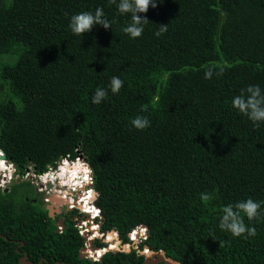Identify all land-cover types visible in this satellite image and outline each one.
I'll return each mask as SVG.
<instances>
[{
    "label": "trees",
    "instance_id": "1",
    "mask_svg": "<svg viewBox=\"0 0 264 264\" xmlns=\"http://www.w3.org/2000/svg\"><path fill=\"white\" fill-rule=\"evenodd\" d=\"M99 7L112 29L73 35L71 17ZM140 15L149 22L132 39L122 31L131 14L109 0H0V150L23 174L81 153L104 235L130 243L145 225L138 249L182 264H264V204L260 217L244 216L256 236L219 228L224 206L264 201V123L232 107L247 86L264 90V0H157ZM208 68L223 73L205 79ZM98 87L108 95L97 105ZM137 116L150 127L134 128ZM24 187L0 188V264L26 254V264L144 263L133 246L83 258L72 219L58 231Z\"/></svg>",
    "mask_w": 264,
    "mask_h": 264
},
{
    "label": "clouds",
    "instance_id": "2",
    "mask_svg": "<svg viewBox=\"0 0 264 264\" xmlns=\"http://www.w3.org/2000/svg\"><path fill=\"white\" fill-rule=\"evenodd\" d=\"M109 3L116 4L120 14H131V22L127 26L123 27L122 31L125 34H128L132 39L141 37L144 32L143 25L149 22L146 16L142 17L140 14L147 13L150 6L153 8L157 7V0H119V3H117V0H109ZM96 25H100L104 29H112V22L106 18L103 7L96 8L94 13L91 11H84L74 14L71 17L69 28L73 35L84 36L85 33L91 32ZM166 31L167 25L162 24V27L156 32V35L160 36ZM214 72V68H208L204 73V78L210 80ZM222 73L223 69L215 72L216 75H222ZM123 84L124 82L119 77L113 76L110 80L109 88L113 94H118L123 87ZM107 95L108 91L106 89L98 87L92 96V103L97 105L100 104L107 97ZM232 107L238 110L239 113L246 116L255 127H259L261 123H264V90H262L259 85L247 86L246 89L241 90L240 95L233 97ZM131 124L138 130H144L150 127V121L144 116H137L132 119ZM0 151L3 152V150ZM0 155L2 158L3 153H0ZM65 158L71 157L67 155L57 161L55 163H58L56 170L53 171L50 169L49 172L45 173L41 177V179L45 182L51 181L53 184L59 181L60 185H66L72 189H75L77 186L82 187L86 183H92V169L89 166L83 163L79 157H77L75 161H70ZM2 159L3 160L0 159V171H4V163L6 168L10 164L15 165V163L7 157ZM50 166L51 165H49V167ZM13 169H17V166L15 165ZM202 199L206 200L208 199V196L202 195ZM95 200L96 194L94 202ZM262 204H264V201L258 202L252 198H248L247 200L238 201L234 205L224 206L219 221V228L222 231L230 233L235 238H239L241 236H245V238L256 236V228L247 226L244 222V216H246L249 221H253L260 217ZM88 210L89 209L87 208L85 209V211ZM140 226L142 225H139L134 230L137 231ZM143 231H146V229H143ZM132 233L133 230L129 233L131 242L126 243L127 245L131 246L136 243L140 244L147 239L145 238L139 241L140 237H134V234L132 237ZM149 249L146 248L142 250V252L147 253L149 252Z\"/></svg>",
    "mask_w": 264,
    "mask_h": 264
},
{
    "label": "flooded vegetation",
    "instance_id": "3",
    "mask_svg": "<svg viewBox=\"0 0 264 264\" xmlns=\"http://www.w3.org/2000/svg\"><path fill=\"white\" fill-rule=\"evenodd\" d=\"M77 157H71L70 161H75ZM57 167L58 163H54L50 167H47L40 172H37L36 169H32L36 173V175L30 176L28 178H22L21 175H24L25 173L23 174L20 173L18 169H13L10 176L15 177L16 175L18 176V178H10L11 181L9 182L8 186L4 189H9V185L12 183L21 184L23 187L26 184L31 183L32 194L30 196H26V198L28 199L29 197H31L35 204L39 205L40 207L46 208L48 210L49 216L54 220L58 231L62 232V230L66 227V223L69 218L72 219L75 225L76 223L81 222L82 220L89 217V215L85 213L84 210H82L83 204L77 202L78 199H80L84 194L88 192L89 186L87 184H84L82 187L77 186L75 189H72L66 185H60L59 181L53 184L51 181H48L46 183L41 179V177L45 173L49 172L50 169L55 171ZM28 169L29 167L27 168V170ZM0 172L4 173V171ZM54 197L56 198L55 200L53 199ZM49 205H52V207H54L55 209L54 216H52L50 213ZM71 206H77V208L74 210H70ZM76 219L78 220L75 221ZM61 223H63V227L61 226ZM146 246L147 245L144 246V249H146ZM133 247L136 248V245H133ZM137 250L140 254H142V250L138 249V247Z\"/></svg>",
    "mask_w": 264,
    "mask_h": 264
},
{
    "label": "built area",
    "instance_id": "4",
    "mask_svg": "<svg viewBox=\"0 0 264 264\" xmlns=\"http://www.w3.org/2000/svg\"><path fill=\"white\" fill-rule=\"evenodd\" d=\"M0 153H3V152L0 151ZM80 154L81 153H79V155H78L80 160L91 168L88 161L84 158L83 155H80ZM65 159L70 160V158H65ZM11 165H12V167H15L14 164H11ZM32 169L35 170V167H29V169L26 171V173L24 175L20 174L22 176V178H28L30 176L36 175V173ZM10 178L15 179V178H18V176H16V175H15V177L6 176L5 174L0 172V188H2V189L6 188L9 184V182L11 181ZM91 178H92V183H86L89 186L88 192L86 194H84L77 201V202L83 204L82 210H84V212L87 213L89 215V217L82 220L81 222L76 223L75 225L78 228V231L81 234V236L84 238L85 245L83 246V248H84V251H86V258H88L92 261H97V260H100L102 258V255L108 251H116V250H122V249L128 251L127 248L130 250V246L127 245L126 243L122 242L117 230H113L111 232L114 234V240L108 239L110 233H108L107 235L103 234V232L101 230V226L103 224L104 218H103L100 207L97 206L94 202L95 191H94L93 169H92V177ZM76 208H77V206H75V207L71 206L70 210H74ZM86 208L89 210L85 211ZM77 220L78 219H76L75 221H77ZM143 229H146V231H143ZM136 232H138V234H139L138 235L140 237L139 241L148 237L146 226L142 225L137 229V231L133 230L132 237H133V234H135ZM98 240L100 242H103L104 245L103 246L97 245ZM135 245L137 248L138 244L136 243ZM83 248H82V250H83ZM99 251L102 252L101 255L99 254Z\"/></svg>",
    "mask_w": 264,
    "mask_h": 264
},
{
    "label": "water",
    "instance_id": "5",
    "mask_svg": "<svg viewBox=\"0 0 264 264\" xmlns=\"http://www.w3.org/2000/svg\"><path fill=\"white\" fill-rule=\"evenodd\" d=\"M7 155L5 153V151L3 150V155H2V158H6ZM5 191L7 192L8 189H5ZM54 200L56 199L55 197L53 198ZM49 209H50V213L52 216L55 215V209L54 207H52V205H49ZM63 223H61V226L63 227L62 225ZM146 248L149 249L148 246H146ZM82 250V249H81ZM127 250L129 251V249L127 248ZM82 252V257L85 258L86 257V251H84V248L83 250L81 251ZM145 256V261H144V264H159V263H163V264H182L181 262L177 261V260H174L173 258L171 257H168L166 255V252L164 249H161L159 251H154V250H151L149 249V252L147 253H143L141 255ZM21 262L22 263H31L30 261H28V255H24V257L21 258Z\"/></svg>",
    "mask_w": 264,
    "mask_h": 264
},
{
    "label": "rangeland",
    "instance_id": "6",
    "mask_svg": "<svg viewBox=\"0 0 264 264\" xmlns=\"http://www.w3.org/2000/svg\"><path fill=\"white\" fill-rule=\"evenodd\" d=\"M11 2V0H7V3H10ZM13 168L14 167H12V165L10 164L7 168H4V173L3 174H5L6 176H10V174L12 173V170H13ZM112 232V231H111ZM110 232V233H111ZM108 239L109 240H111V239H114V237H113V234L112 235H109V237H108ZM120 240V239H119ZM113 245V244H112ZM133 245H131L130 247H132ZM102 259V258H101ZM100 259V260H101Z\"/></svg>",
    "mask_w": 264,
    "mask_h": 264
},
{
    "label": "bare ground",
    "instance_id": "7",
    "mask_svg": "<svg viewBox=\"0 0 264 264\" xmlns=\"http://www.w3.org/2000/svg\"><path fill=\"white\" fill-rule=\"evenodd\" d=\"M1 160H3L1 157H0ZM4 162V161H3ZM4 168H6L5 166V163H4ZM113 237H114V234H113ZM111 240H114V239H111ZM130 246V245H129ZM113 247V246H112Z\"/></svg>",
    "mask_w": 264,
    "mask_h": 264
}]
</instances>
